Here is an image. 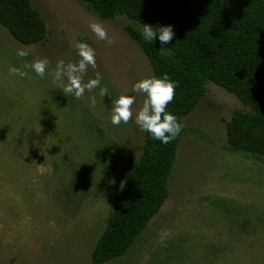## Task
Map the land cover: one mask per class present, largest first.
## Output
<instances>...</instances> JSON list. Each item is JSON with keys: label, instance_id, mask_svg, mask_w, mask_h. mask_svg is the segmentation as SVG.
Here are the masks:
<instances>
[{"label": "rangeland", "instance_id": "374dc122", "mask_svg": "<svg viewBox=\"0 0 264 264\" xmlns=\"http://www.w3.org/2000/svg\"><path fill=\"white\" fill-rule=\"evenodd\" d=\"M30 1L46 23L45 41L23 45L0 25V264H93L127 163L142 150L135 113L147 97L133 85L154 74L124 31L132 23L125 15L102 18L81 0ZM92 22L113 43L97 39ZM80 42L97 62L84 81L99 72L105 97L99 87L66 96L51 75L59 60L78 63ZM21 48L32 54L18 57ZM45 57L44 78L24 68ZM13 66L28 75H11ZM206 88L181 119L167 199L128 250L102 264H264V157L226 146V121L249 108L211 81ZM121 95L136 97L134 116L116 126Z\"/></svg>", "mask_w": 264, "mask_h": 264}, {"label": "trees", "instance_id": "16d2710c", "mask_svg": "<svg viewBox=\"0 0 264 264\" xmlns=\"http://www.w3.org/2000/svg\"><path fill=\"white\" fill-rule=\"evenodd\" d=\"M98 16L125 15L128 37L147 57L154 77L177 84L166 111L178 121L205 95L211 81L248 110L226 121V146L264 157V0H81ZM144 24L171 25L168 45L143 39ZM0 25L23 45L47 39L46 23L30 0H0ZM179 136L168 144L144 131L141 153L130 159L107 224L90 254L93 264L122 255L168 197Z\"/></svg>", "mask_w": 264, "mask_h": 264}, {"label": "clouds", "instance_id": "9594fccd", "mask_svg": "<svg viewBox=\"0 0 264 264\" xmlns=\"http://www.w3.org/2000/svg\"><path fill=\"white\" fill-rule=\"evenodd\" d=\"M92 33L99 40H106L109 44L113 40L109 38L108 31L99 22L89 24ZM175 32L171 25L159 26L158 30L154 29L150 24H144L142 30L143 39L146 42L152 43L159 38L161 45H168L173 40ZM78 63H65L64 60H59L54 71L51 73L54 81L60 82V89L66 96L73 95L80 99L85 92L91 93L94 89L100 88V95L105 97L108 94L106 87H100L102 76L99 72L95 78L84 81V76L87 74L89 67L97 68L95 50L87 43H76ZM17 56L24 58L31 53L28 48L17 50ZM49 60L45 58H37L32 63H25V69L33 70L39 77L44 78L48 67ZM11 75L26 77L28 73L17 67H10ZM65 79L67 83H64ZM177 84L169 79L167 74L163 78L151 77L144 78L133 85V91L137 93H145L146 99L143 102L142 108L135 113V123L141 131L149 132L153 139L161 141L163 144H168L176 139L183 129V125L178 121V118L166 111L170 102L175 98ZM92 106L96 104L95 96L89 97ZM136 97L131 95H121L118 99L113 100V109L111 115V123L119 126L121 123L128 124L134 116L133 105Z\"/></svg>", "mask_w": 264, "mask_h": 264}]
</instances>
